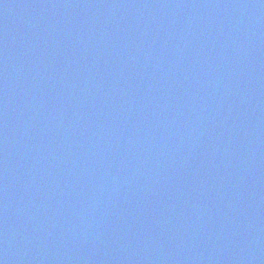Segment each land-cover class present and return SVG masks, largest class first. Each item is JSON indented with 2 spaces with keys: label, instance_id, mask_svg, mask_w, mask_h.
I'll list each match as a JSON object with an SVG mask.
<instances>
[{
  "label": "water",
  "instance_id": "1",
  "mask_svg": "<svg viewBox=\"0 0 264 264\" xmlns=\"http://www.w3.org/2000/svg\"><path fill=\"white\" fill-rule=\"evenodd\" d=\"M0 264H264V0H0Z\"/></svg>",
  "mask_w": 264,
  "mask_h": 264
}]
</instances>
